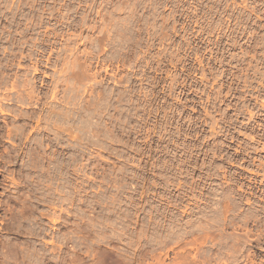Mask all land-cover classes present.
<instances>
[{
  "label": "rangeland",
  "instance_id": "obj_1",
  "mask_svg": "<svg viewBox=\"0 0 264 264\" xmlns=\"http://www.w3.org/2000/svg\"><path fill=\"white\" fill-rule=\"evenodd\" d=\"M11 83L47 120L0 116V264H264V0H0Z\"/></svg>",
  "mask_w": 264,
  "mask_h": 264
},
{
  "label": "bare ground",
  "instance_id": "obj_2",
  "mask_svg": "<svg viewBox=\"0 0 264 264\" xmlns=\"http://www.w3.org/2000/svg\"><path fill=\"white\" fill-rule=\"evenodd\" d=\"M15 89H17V87L11 83L10 87L8 90H6L9 93H3L0 95V102L1 101H5L7 103H9L8 105H10L12 107V109H6L5 107H3V105L0 104V116H4V115H10L11 118L13 119L12 122L14 121H19L22 122V126L25 127V125L29 122H32L34 124V130L39 129L41 123H44L47 120L46 115H44V108H43V103L41 102V99H39L38 95L35 94V91L33 88H27L26 85H24V90L22 91H16ZM11 91V92H10ZM14 91V92H13ZM24 106V107H35L37 108V110L35 111L34 109H31V112H22L18 109V106ZM17 107V109H14L13 107ZM20 108V107H19ZM46 113V112H45ZM53 123L55 126V132L56 134V138L58 135V118H59V114L58 112L55 110L53 111ZM11 126V128L9 127ZM15 128L12 125H9L8 123L4 125V137L5 139H7L8 141L12 140L13 135L15 136ZM22 151V149L20 150ZM19 155V153H17L16 156H14V159L17 158ZM2 159H6L5 157H2ZM9 157L7 158V161L9 162ZM7 183H9V185H15L14 183V177L11 175H7V176H2V179H0V186H2L3 188L6 189V187H8ZM41 184V183H40ZM40 189V188H39ZM4 191V189H2ZM38 190V189H37ZM2 193V192H1ZM1 197V194H0ZM12 201L10 199H8V201L6 202V204L2 205L1 201H0V207L4 206L5 210L3 213V216L0 217V232L1 231H11L12 229L18 230L20 232V228L21 226L18 225H14L15 222L17 223H21V224H25L26 222H28L29 224H31V214H33L32 209H30V206L28 207L27 205H23L20 208V211L14 213L13 209L10 206V203ZM51 205V204H50ZM53 205V204H52ZM55 207V206H54ZM53 208V207H52ZM45 215L38 213L37 219L35 218L32 222L33 223H39V228L38 230L31 232L30 229H28L24 234H28V235H32V236H38L41 237V240L44 239L45 236V232H48L47 228L42 229L41 226V219L42 217H44ZM53 217V216H52ZM57 218L53 217L51 218V222L53 223V225H55ZM30 227V225H29ZM46 239H44L45 241ZM42 242V241H41ZM6 244V243H5ZM44 244H49L52 246V241L50 242H44ZM4 246V243H3ZM73 255V262H75V260L77 262H80L81 259L79 257L78 254H72ZM55 256V261L54 262H49L46 261V259H39L38 261H35L34 264H64L63 261V257H61V255L59 254H55L53 255ZM59 258H61V260H59ZM28 263L30 264V260H28Z\"/></svg>",
  "mask_w": 264,
  "mask_h": 264
}]
</instances>
